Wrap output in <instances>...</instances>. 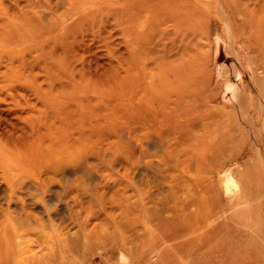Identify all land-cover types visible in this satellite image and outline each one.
<instances>
[{"label":"rangeland","instance_id":"obj_1","mask_svg":"<svg viewBox=\"0 0 264 264\" xmlns=\"http://www.w3.org/2000/svg\"><path fill=\"white\" fill-rule=\"evenodd\" d=\"M0 151V264H264V0H0Z\"/></svg>","mask_w":264,"mask_h":264},{"label":"bare ground","instance_id":"obj_2","mask_svg":"<svg viewBox=\"0 0 264 264\" xmlns=\"http://www.w3.org/2000/svg\"><path fill=\"white\" fill-rule=\"evenodd\" d=\"M153 7V6H152ZM157 7V6H156ZM220 9V8H219ZM222 16H223V18L224 19H226L227 17H226V15H225V13L224 12H222ZM227 20H228V18H227ZM229 22V21H228ZM190 27V26H189ZM234 42H235V40H234ZM238 60V59H237ZM237 63V62H236ZM238 64H240V62L238 61V63H237V65ZM225 72H227V69H224L223 70V73H225ZM238 73V72H237ZM239 74V73H238ZM240 75V74H239ZM238 75V76H239ZM223 76H225V75H223ZM240 77V76H239ZM230 86V89L231 90H233L234 89V92H235V95H236V97L238 98V97H240V95L242 94V92H241V88H237V86L236 85H233V84H230L229 85ZM0 154H1V151H0ZM237 186H239V184L237 183V181L235 180V179H233V181H231L229 184H228V186H227V189L229 188L230 190H233V189H235V188H237ZM12 188H14L13 186H12ZM228 189V190H229ZM237 190V189H236ZM235 191V190H234ZM227 192V191H226ZM231 193H232V191H231ZM227 194V193H226ZM16 195V192L14 191V190H12L11 191V194H10V201H12L13 199H15V198H17V196H15ZM240 200V199H239ZM10 238H11V236L9 237L8 236V238H7V242H6V244H4V242L6 241V237H5V239L3 240V238L0 236V256H2V253H3V251L5 252V255H6V257H7V255H8V258L10 257V256H12L13 254H14V246H12L11 244H10ZM4 245V246H3Z\"/></svg>","mask_w":264,"mask_h":264}]
</instances>
